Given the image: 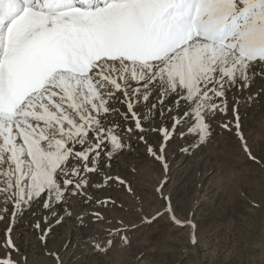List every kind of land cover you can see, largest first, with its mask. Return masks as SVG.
<instances>
[{"label": "snow or ice", "instance_id": "obj_1", "mask_svg": "<svg viewBox=\"0 0 264 264\" xmlns=\"http://www.w3.org/2000/svg\"><path fill=\"white\" fill-rule=\"evenodd\" d=\"M257 65L264 68V0H0V192L11 193L5 202L15 197L12 217L41 200L55 215L54 204L83 194L105 148L111 156L126 147L110 119L117 114L134 121L145 143L147 130L163 136L160 154L151 145L148 152L167 171L163 152L177 128L191 119L181 138L206 142V118L226 112V93L248 87ZM154 97L171 128H145ZM236 128L243 142L238 117ZM11 231L0 264H19Z\"/></svg>", "mask_w": 264, "mask_h": 264}, {"label": "rangeland", "instance_id": "obj_2", "mask_svg": "<svg viewBox=\"0 0 264 264\" xmlns=\"http://www.w3.org/2000/svg\"><path fill=\"white\" fill-rule=\"evenodd\" d=\"M254 70L248 87L241 82L226 100L215 98L224 100L227 110L206 118V142L193 146L194 136L181 138L191 119L177 128L163 152L167 171L148 152L151 145L160 154L163 136L147 130L145 143L134 121L117 114L110 119L120 125L114 132L126 147L111 156L106 147L97 158L98 171L85 173L83 194L69 193L54 204L55 215L41 200L14 219L15 197L5 202L11 193L0 192V242L11 224L19 250L11 252L12 259L19 264H264V68ZM152 102L157 103L155 119L145 128H171V116L162 118L155 97ZM168 105L172 96L166 98ZM119 107L127 111L125 104ZM135 110L143 113L144 102ZM5 179L0 176V188ZM169 206L184 227L173 222ZM8 251L0 245V256Z\"/></svg>", "mask_w": 264, "mask_h": 264}]
</instances>
